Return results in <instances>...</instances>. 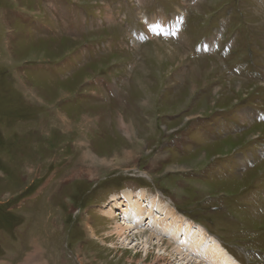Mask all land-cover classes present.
<instances>
[{
  "label": "rangeland",
  "instance_id": "obj_1",
  "mask_svg": "<svg viewBox=\"0 0 264 264\" xmlns=\"http://www.w3.org/2000/svg\"><path fill=\"white\" fill-rule=\"evenodd\" d=\"M126 189L264 264V0H0V264H158Z\"/></svg>",
  "mask_w": 264,
  "mask_h": 264
},
{
  "label": "bare ground",
  "instance_id": "obj_2",
  "mask_svg": "<svg viewBox=\"0 0 264 264\" xmlns=\"http://www.w3.org/2000/svg\"><path fill=\"white\" fill-rule=\"evenodd\" d=\"M146 196L145 189L136 193L126 189L120 195H112L104 205V209L118 207V211L109 210L103 215L120 219L121 222L111 228L120 235L123 242H127L134 253L141 249V253H145L148 259L154 250L158 255V264L169 260H173L174 264H241L205 227L195 225V221L177 213L161 195L156 194L149 202ZM145 226L151 230L149 235H143L141 228ZM137 234L142 242L135 241L133 244L129 236L135 235L136 238ZM35 258V255L31 256L26 264H33Z\"/></svg>",
  "mask_w": 264,
  "mask_h": 264
},
{
  "label": "trees",
  "instance_id": "obj_3",
  "mask_svg": "<svg viewBox=\"0 0 264 264\" xmlns=\"http://www.w3.org/2000/svg\"><path fill=\"white\" fill-rule=\"evenodd\" d=\"M207 229V228H206ZM224 246V245H223ZM224 248H226L225 246H224ZM226 250H228L227 248H226Z\"/></svg>",
  "mask_w": 264,
  "mask_h": 264
}]
</instances>
